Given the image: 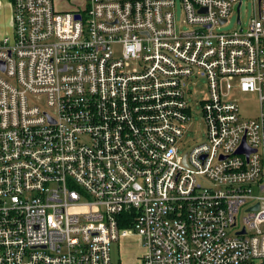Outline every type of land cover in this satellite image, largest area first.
Instances as JSON below:
<instances>
[{"label": "built area", "instance_id": "obj_1", "mask_svg": "<svg viewBox=\"0 0 264 264\" xmlns=\"http://www.w3.org/2000/svg\"><path fill=\"white\" fill-rule=\"evenodd\" d=\"M241 3L0 0V264H113L129 233L138 264H264V0Z\"/></svg>", "mask_w": 264, "mask_h": 264}, {"label": "rangeland", "instance_id": "obj_2", "mask_svg": "<svg viewBox=\"0 0 264 264\" xmlns=\"http://www.w3.org/2000/svg\"><path fill=\"white\" fill-rule=\"evenodd\" d=\"M54 5L59 9H67L68 7H80L82 6L83 0H70L66 2L65 0H53ZM253 10V0H242L240 6V16L243 24L245 25L250 18ZM9 10L6 7L0 15V20L2 23L6 24L9 17ZM176 23L179 30H188L191 28L190 25L184 22L183 10L178 4L176 9ZM236 27V13L232 14L229 18V22L219 25L215 28L217 31H230ZM202 87L198 89L202 96L207 94V86L205 80H201ZM232 97L238 99L240 112L243 116L250 117L258 110V99L255 92H240L233 90ZM195 97L191 101L192 105V119L189 123L187 132L183 138L185 146L200 142L204 139V134L202 133L204 129V123L201 118L200 107L195 103ZM111 248V260L113 264H138L139 257L145 251L143 243L140 238L134 234L129 233L126 236L120 237L118 240L113 241L110 245Z\"/></svg>", "mask_w": 264, "mask_h": 264}, {"label": "water", "instance_id": "obj_3", "mask_svg": "<svg viewBox=\"0 0 264 264\" xmlns=\"http://www.w3.org/2000/svg\"><path fill=\"white\" fill-rule=\"evenodd\" d=\"M236 9L238 10V6L236 7ZM243 151H247L246 147L244 145V143L241 145V147L238 149V152H243Z\"/></svg>", "mask_w": 264, "mask_h": 264}]
</instances>
